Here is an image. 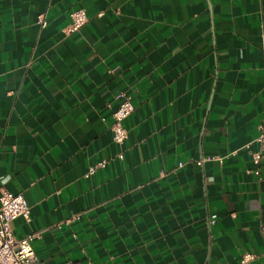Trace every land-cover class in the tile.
Returning <instances> with one entry per match:
<instances>
[{"label": "crops", "instance_id": "crops-1", "mask_svg": "<svg viewBox=\"0 0 264 264\" xmlns=\"http://www.w3.org/2000/svg\"><path fill=\"white\" fill-rule=\"evenodd\" d=\"M263 128L264 0H0V194L35 264H264Z\"/></svg>", "mask_w": 264, "mask_h": 264}, {"label": "built area", "instance_id": "built-area-1", "mask_svg": "<svg viewBox=\"0 0 264 264\" xmlns=\"http://www.w3.org/2000/svg\"><path fill=\"white\" fill-rule=\"evenodd\" d=\"M70 23L67 26V32H75L80 30L88 21L85 10H74L70 14ZM38 22L45 26L47 24L44 16L40 15ZM122 98L119 106L113 112V122L111 129L113 132V140L122 144L128 138V130L124 126V119L134 110V105L125 93L118 94ZM259 148L254 150L247 146L253 162V167L248 169L249 172L256 174L260 180V165L263 159L264 151V128L260 135L256 138ZM121 157V156H120ZM107 160L103 159L88 167L86 175L93 174L98 168L105 167ZM198 165L202 164V160L197 161ZM183 162H179L182 166ZM18 217H22L29 221L31 219V206L22 194L12 193L7 189H2L0 194V264H35L36 252L33 241L38 237L39 233L31 232L23 237H17L14 234L12 221ZM216 216L210 218V222H215ZM254 258L253 254L247 253L240 260V264H250Z\"/></svg>", "mask_w": 264, "mask_h": 264}]
</instances>
